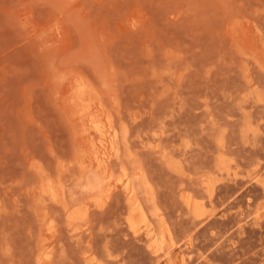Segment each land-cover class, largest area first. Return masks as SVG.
Wrapping results in <instances>:
<instances>
[{"label": "rangeland", "instance_id": "obj_1", "mask_svg": "<svg viewBox=\"0 0 264 264\" xmlns=\"http://www.w3.org/2000/svg\"><path fill=\"white\" fill-rule=\"evenodd\" d=\"M0 264H264V0H0Z\"/></svg>", "mask_w": 264, "mask_h": 264}, {"label": "bare ground", "instance_id": "obj_2", "mask_svg": "<svg viewBox=\"0 0 264 264\" xmlns=\"http://www.w3.org/2000/svg\"><path fill=\"white\" fill-rule=\"evenodd\" d=\"M128 187V186H127ZM128 189V188H127ZM90 190V189H89ZM139 204V203H138ZM145 221V220H144ZM78 230V229H77ZM159 251V250H158Z\"/></svg>", "mask_w": 264, "mask_h": 264}]
</instances>
